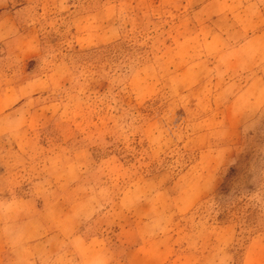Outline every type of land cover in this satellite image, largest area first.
Instances as JSON below:
<instances>
[{
    "label": "rangeland",
    "instance_id": "obj_1",
    "mask_svg": "<svg viewBox=\"0 0 264 264\" xmlns=\"http://www.w3.org/2000/svg\"><path fill=\"white\" fill-rule=\"evenodd\" d=\"M264 0H0V264H264Z\"/></svg>",
    "mask_w": 264,
    "mask_h": 264
},
{
    "label": "clouds",
    "instance_id": "obj_2",
    "mask_svg": "<svg viewBox=\"0 0 264 264\" xmlns=\"http://www.w3.org/2000/svg\"><path fill=\"white\" fill-rule=\"evenodd\" d=\"M254 103L264 104V94H262L261 97H259L257 100H255ZM86 264H87V262H86Z\"/></svg>",
    "mask_w": 264,
    "mask_h": 264
}]
</instances>
